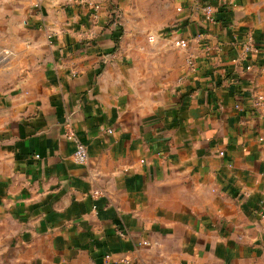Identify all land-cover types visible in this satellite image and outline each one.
Returning <instances> with one entry per match:
<instances>
[{"label":"crops","instance_id":"crops-1","mask_svg":"<svg viewBox=\"0 0 264 264\" xmlns=\"http://www.w3.org/2000/svg\"><path fill=\"white\" fill-rule=\"evenodd\" d=\"M147 8L0 0V264H264V0Z\"/></svg>","mask_w":264,"mask_h":264},{"label":"built area","instance_id":"built-area-1","mask_svg":"<svg viewBox=\"0 0 264 264\" xmlns=\"http://www.w3.org/2000/svg\"><path fill=\"white\" fill-rule=\"evenodd\" d=\"M94 8H97V6H94ZM177 10H180V8H177ZM202 14L204 15V18L207 21L213 22L214 21V8L211 4H208L207 2L203 3L201 8ZM112 13L115 18V24L119 27V13L116 10H112ZM121 34V30L117 28L115 31V35L113 36V40H118ZM149 40H153V36H149ZM171 46L176 49H187L189 44L188 40L186 39H175L171 42ZM256 47L254 46L251 39H249L242 47V58H245V55L250 51H255ZM185 65L188 69V71H195L196 64L194 61V58L192 56H187ZM249 68V67H248ZM251 107L253 110H255L258 113L264 114V95L261 93H255L251 98ZM65 137L67 139L73 140L75 142V149H74V159L77 163H86L88 160V152L86 146L77 139L74 130L71 128L69 124L65 125ZM146 243V242H143ZM109 256H105V260L108 259Z\"/></svg>","mask_w":264,"mask_h":264},{"label":"rangeland","instance_id":"rangeland-1","mask_svg":"<svg viewBox=\"0 0 264 264\" xmlns=\"http://www.w3.org/2000/svg\"><path fill=\"white\" fill-rule=\"evenodd\" d=\"M155 0H137L138 4H148L149 8H147V11L149 13L152 12V9H150L151 6H153ZM152 14V13H151ZM158 14H160L163 18V14H167V10H159ZM162 27V26H161ZM165 26L163 25V28ZM153 36L152 33L149 34V36ZM154 37V36H153ZM155 39V38H154ZM13 68V61H12V56L11 53L8 50H2L0 51V86L8 85L11 83L14 79V73ZM20 70V69H19ZM18 76V75H16ZM15 76V77H16Z\"/></svg>","mask_w":264,"mask_h":264},{"label":"trees","instance_id":"trees-1","mask_svg":"<svg viewBox=\"0 0 264 264\" xmlns=\"http://www.w3.org/2000/svg\"><path fill=\"white\" fill-rule=\"evenodd\" d=\"M113 19H115V18H113ZM112 22V21H111ZM119 29H120V27H119ZM120 35V34H119Z\"/></svg>","mask_w":264,"mask_h":264}]
</instances>
